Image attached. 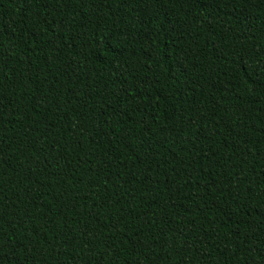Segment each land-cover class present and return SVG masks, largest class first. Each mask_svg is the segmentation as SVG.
Returning <instances> with one entry per match:
<instances>
[{
    "label": "trees",
    "instance_id": "1",
    "mask_svg": "<svg viewBox=\"0 0 264 264\" xmlns=\"http://www.w3.org/2000/svg\"><path fill=\"white\" fill-rule=\"evenodd\" d=\"M0 264H264V0H0Z\"/></svg>",
    "mask_w": 264,
    "mask_h": 264
}]
</instances>
